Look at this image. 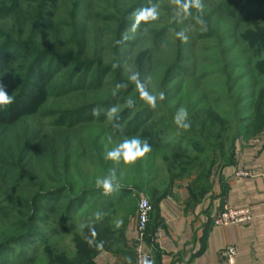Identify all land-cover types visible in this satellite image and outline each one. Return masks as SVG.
I'll return each mask as SVG.
<instances>
[{
	"label": "rangeland",
	"instance_id": "rangeland-1",
	"mask_svg": "<svg viewBox=\"0 0 264 264\" xmlns=\"http://www.w3.org/2000/svg\"><path fill=\"white\" fill-rule=\"evenodd\" d=\"M138 1L57 0L49 10L50 14L43 21L46 26L39 28L40 33L32 47L48 49L58 55H71L78 61L96 59L100 61L99 66L113 65L114 71L105 74L101 86L92 89L89 85L98 81V66L85 72L81 70L72 84L75 87L64 88L62 85L68 80L75 62L62 67L35 108L6 128L9 141L4 147L8 152L0 154V157L13 160L23 169L24 177L15 182L0 179V205L12 210L9 216L0 214V242L20 231L17 224L21 223L22 215L28 214L26 209L31 207V199L43 191H54L65 184L73 186L75 191L101 189L96 187L97 178H104L109 169L115 168L119 187L114 192L119 188L132 187L145 193L146 177L161 187L169 184L174 176L177 180L199 171H209L218 154L227 157L231 153L239 124L236 119L247 117L250 95L263 91V83H256L252 70H257L264 63V51L254 63L243 67L244 64L238 62L242 50L238 36L249 30L257 32L259 28L264 38V23L238 25L226 19L220 8L227 0H201L202 12L182 7L171 0H146L143 9L157 5L158 18L141 20L136 30H132L135 18L129 14L128 20L132 24L120 34L119 19ZM40 6L35 1L3 0L0 3V29L9 31L16 38L20 27V40H26ZM138 10L140 8H135L134 12ZM180 32L188 37L186 43L178 37ZM231 33L236 36L230 38ZM203 34L205 36H201ZM118 39H122L121 48L117 47L120 44ZM181 47L186 49L182 67L187 72L172 75L170 85L164 89L161 81L164 68L174 62ZM18 52L19 49L10 51L11 54ZM23 52L20 50L19 54ZM136 59H140L138 63ZM233 63L238 67L230 68ZM141 67H144L142 72ZM192 72L199 76V81H189L191 76L188 73ZM13 75L8 72L6 77L9 80ZM119 79L130 86L115 85ZM17 83L10 84L16 86ZM254 83L255 87L250 88ZM145 88L156 96L158 103L155 107L147 109L152 101L144 94ZM161 92L164 93L163 100L159 98ZM115 94L120 97L103 107V103ZM237 98L240 99L239 104H236ZM128 101L132 104L129 105ZM112 107L118 109L113 116L116 119L129 109H133V113L150 110L140 116L147 125L137 137L156 132L154 141L160 146L151 147L149 153L132 165L106 160V153L125 139L112 136L109 131L113 124L107 110ZM181 107L188 112L186 122L191 126L187 130L175 122ZM85 109L88 110L84 116L60 122L62 115H74ZM93 109L99 110V115H93ZM238 109L240 112L236 115ZM211 113L213 118L205 125V119ZM134 119L135 116L128 118L122 131L128 129ZM245 123L243 121L242 124ZM203 128H207L210 137L200 133ZM132 137L135 136L127 138ZM24 142H27L28 152L22 161H18ZM177 149H184L186 155L175 158L173 153ZM27 176L29 178L26 179ZM127 197L133 198L130 194ZM100 199L94 195L81 199L74 208L70 223L76 226L52 236L48 229L55 228L63 220L67 200L63 195L52 197L50 202L44 200L42 205L54 209L41 210L37 234L9 246L0 254V263L46 264L51 255L57 258L58 263H65V258L72 260L79 247L76 237L80 238L82 232L87 231L83 230L87 211L93 209ZM128 200L125 198L121 202L123 215L126 214ZM112 201L116 207L119 205L117 198L113 197ZM119 212L117 210V217ZM108 219L111 220L112 216Z\"/></svg>",
	"mask_w": 264,
	"mask_h": 264
},
{
	"label": "trees",
	"instance_id": "trees-1",
	"mask_svg": "<svg viewBox=\"0 0 264 264\" xmlns=\"http://www.w3.org/2000/svg\"><path fill=\"white\" fill-rule=\"evenodd\" d=\"M2 1L3 0H0V3ZM28 1L38 2L39 4H41V6L39 7L38 14H34L35 20L32 21L33 23H31V28L27 33L26 40H20V35L22 34L20 33V27L18 28L19 33L17 34L19 35V37L16 38H13V35L9 31L0 29V85H3L4 90L11 97H13V102L11 104L0 107V154H6L8 152L7 147H4L5 142L9 141L5 133L6 128L13 126V124L16 123L22 115L35 108L38 101L46 93V90L52 78L62 67L75 62L74 67L71 68L68 75V80L62 85L64 86V88L75 87L72 84L75 81L76 75L81 70H84L85 72L86 70L89 71L93 66H98V81L96 84L89 85L93 87L92 89L101 86L102 77L105 74L114 71L113 65L99 66L100 61L96 59H91L90 61H78L74 59V57H71V55H58L48 49H36L32 47L34 40L37 39V36L40 33L39 28H43L44 26H46L43 25V21L45 20V17L50 14L49 10L52 8V6L55 5L57 0ZM171 1H173L177 5H180L176 2V0ZM145 2L146 0H139L132 9L128 10L125 15L121 16L118 24L120 34H123L126 29L131 26L132 23L128 20V18L134 13L135 8L143 9L146 6ZM223 4L224 5L222 6V8H220L219 6L220 10L223 9V11L221 10L222 16L228 20H232L235 24L240 25L259 21L264 23V0H227L224 1ZM201 36H205V34ZM235 36V33L230 34V38H233ZM238 39L239 43L242 44V50L238 62L244 64L242 65L243 67H248L263 54V35L259 32V28H257V32L251 30L246 31L238 36ZM118 41L120 44H118L117 47L121 48L120 46L122 45V39H118ZM14 49H19V52L20 50H24V52L21 54H19V52L17 54H11L10 51ZM185 50V48L182 49L181 47L174 62L164 68L163 76L161 78L162 88L165 89L168 85H170L172 81V75H175V73L183 71L184 73L187 72L186 69L182 67V62L185 58ZM139 60L140 59H136V63H138ZM10 63L17 64L18 66L14 68L10 65ZM141 64L143 65V62ZM237 67V63H233V65H230V68ZM142 70L144 71V67H141L140 71L142 72ZM8 72L14 74L12 77H10L9 80L6 77ZM252 74L254 76V79H256V83H263V91H259L258 94L255 93L253 95H250L251 101L248 108L249 113L248 115H246L247 117H242L239 120L236 119V123L238 121L239 124H237L236 126V135L233 139L232 147L230 148L231 153L227 157L223 156L222 153L218 154L216 160L220 159L229 161L234 154V144L238 138L244 136H255L264 131V63L259 66L257 70H252ZM188 76H191L189 80L190 82L199 81V76H197L194 72L188 73ZM15 81H18L17 85L14 86V83V87L11 86L10 83H13ZM114 84L128 85L126 81L120 79L117 80ZM79 86L81 87V85ZM250 86V88L255 87V83ZM119 97L120 95L115 94V96L107 99V101L103 103L104 105L102 106H107L109 103L116 101ZM239 100L240 99L237 98L236 104L240 103ZM157 103L158 102L155 101V105ZM151 105L152 104L148 105L147 109L152 108ZM147 109L145 111H137L136 113H133V109H129L126 114H122L118 119L112 117L111 124L113 125H110L111 129H109L112 136H120L121 138H127L131 136L137 137L138 133L143 131V128H145V126L147 125V123L142 122V118L140 117L141 115L143 116V112H145V114H148V112H150V110L148 111ZM87 110L88 109H85L81 112L78 111L79 113H76L74 115L67 114L65 117L64 115H62V119L60 122H64L67 119L74 120L76 116H84ZM239 112L240 109H238L236 115H239ZM131 116H135V119L133 121L135 122L134 125L132 122L133 126L131 125V129L130 126L128 129L122 131V126L126 124L128 118H130ZM212 118L213 115L211 113L206 117L204 124L207 125L208 122L212 120ZM243 121H246V123L242 124ZM114 125H119V127L116 128L114 127ZM67 126H69V124ZM200 133L207 134L206 137H210V133L208 132L207 128H203ZM156 135V132H151L148 133L145 137L143 136L142 138H144V140H147L151 147H159L160 143L154 141L157 138ZM142 138L140 139L142 140ZM218 145L222 146L221 143H218ZM26 146L27 142H24V145L22 146L23 150L19 154L18 161H22V159L26 157L28 152V147L26 148ZM186 153L187 152L184 149L182 151H179V149H177L176 151H174L173 156L175 158H178L186 155ZM22 171L23 169L15 164L13 160L7 161L0 157V179H4L5 181L10 180L14 182L19 181L22 177H24ZM182 173H185V171H182ZM175 177L176 176L172 177L171 181H169V184H171L175 180ZM27 178L29 177L27 176L26 179ZM151 179H148V177H146L144 186H146L147 188H145V193L151 198V200H157L161 196H163L162 194H164L166 191H159V186L152 184L153 181H151ZM133 190L140 191L132 187L119 188L118 191H113L111 192V194L105 195L103 189L83 188L79 191H75L73 189V186L67 184L59 187L54 191H43L42 193L33 196V198L31 199V207L29 206L30 208L26 209V211H28V214L22 215L21 223L17 224L18 230L20 231L0 242V254L5 252V250L8 249L9 246H12L13 244L21 241H27L37 234L36 226L37 222L41 220V210L44 209L45 211H53L54 209V207H47L46 205H42V203L44 202V200L50 202L51 198L56 195H63L67 200V205L62 216L63 220H61V223L57 225L58 227H50L48 229L51 236L57 234L58 231L63 234L67 232V230H72L76 226L75 224L70 225L71 221L73 220L72 216L75 213L74 208L75 206H77V203L81 199L85 198V196L87 197L89 195H94L102 199L97 200L94 208L87 211L85 218L86 221L83 226V230L87 229V231L84 230L82 232L83 235L80 238L76 237L75 239L77 240V242H79V247H77L75 250V257L72 260L65 258V263H58L57 258L51 255L48 258L46 264H91V256L97 249L127 247L123 239V227L127 219L123 217L121 224L118 223L117 207L114 205L115 201L112 200L113 197L114 199L117 198L118 203L120 204L123 199L127 198L128 194H131ZM134 199L138 201L136 197H134ZM132 207L133 204H128L127 211L130 212L132 210ZM11 212V209L0 205V214L9 216ZM110 216H112L111 220L108 219ZM93 229L95 230V235H93ZM88 240H92L93 244L89 245V243L87 242ZM131 250L133 251V248H131ZM60 254L64 256L63 253Z\"/></svg>",
	"mask_w": 264,
	"mask_h": 264
},
{
	"label": "crops",
	"instance_id": "crops-1",
	"mask_svg": "<svg viewBox=\"0 0 264 264\" xmlns=\"http://www.w3.org/2000/svg\"><path fill=\"white\" fill-rule=\"evenodd\" d=\"M234 146L229 161L218 159L209 171L159 186L166 192L157 200L142 191L152 204L142 251L151 254L153 264H227L220 251L229 245L236 250V264H264V131L238 138ZM238 169L251 175L236 178ZM136 202L129 198L127 204L133 207L125 215L121 203L117 206L118 223L127 219L123 227L127 247L97 249L91 264H135L131 248L136 239ZM224 206L248 207L250 221L212 225V217Z\"/></svg>",
	"mask_w": 264,
	"mask_h": 264
},
{
	"label": "clouds",
	"instance_id": "clouds-1",
	"mask_svg": "<svg viewBox=\"0 0 264 264\" xmlns=\"http://www.w3.org/2000/svg\"><path fill=\"white\" fill-rule=\"evenodd\" d=\"M178 4L182 7H187L188 9L195 8L198 12L203 11V4L201 0H176ZM133 17L135 18V22L132 25V30H136L141 20L151 19L155 20L158 18L157 5H151L149 8L140 9L133 13ZM203 23V21H200ZM178 37L183 41L187 42L188 37L184 35L183 32L177 33ZM119 43V41L117 42ZM143 87V85H141ZM145 95L152 101V107H155L156 96L152 95L145 88ZM159 98L161 100L164 99V93H159ZM13 102V97H11L5 90L3 85H0V107L7 106ZM129 105L132 104V101H128ZM118 109L116 107H112L107 110V115L109 118H112L115 113H117ZM93 115H99V110L93 109ZM188 112L187 109L181 107L178 109V112L175 116L176 124L184 130L190 128V122L187 121ZM114 127L118 128L119 125H114ZM151 151V146L147 142V140H141L139 137L125 138L121 143L115 146L113 149L108 151L105 155L106 160H111L115 164H124V165H132L134 164L138 158L144 157L147 153ZM96 187L103 189L105 195L111 194L117 187H119L118 180L116 179L115 168H111L108 171V175L104 178H97ZM93 235H95V230H92ZM89 245L93 244L92 240L87 241ZM102 246V245H100ZM139 264H153V262L147 257L143 258L139 261ZM234 264V262H233Z\"/></svg>",
	"mask_w": 264,
	"mask_h": 264
},
{
	"label": "built area",
	"instance_id": "built-area-1",
	"mask_svg": "<svg viewBox=\"0 0 264 264\" xmlns=\"http://www.w3.org/2000/svg\"><path fill=\"white\" fill-rule=\"evenodd\" d=\"M250 175V171L245 169H238L234 173L236 178L248 177ZM131 194L138 199L135 223L136 239L133 244V254L135 264H139V261L143 258L147 257L150 259L151 257L150 253H144L142 251V243L149 236V220L152 207L143 192L133 190ZM250 219L251 213L248 207L230 208L224 206L212 217L211 223L214 226H227L231 224L247 223ZM220 255L227 264H233V262L236 264V250L233 246L229 245L224 247L220 251Z\"/></svg>",
	"mask_w": 264,
	"mask_h": 264
}]
</instances>
